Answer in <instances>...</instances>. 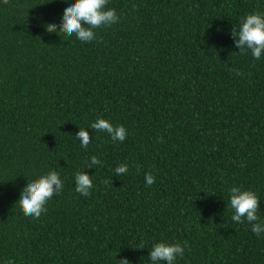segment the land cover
<instances>
[{
    "label": "trees",
    "instance_id": "16d2710c",
    "mask_svg": "<svg viewBox=\"0 0 264 264\" xmlns=\"http://www.w3.org/2000/svg\"><path fill=\"white\" fill-rule=\"evenodd\" d=\"M72 2L0 0V264H152L159 242L186 244L175 264H264V235L229 203L233 186L255 192L264 222V54L231 36L264 0H109L119 23L88 43L46 31ZM51 171L63 190L25 216L22 190Z\"/></svg>",
    "mask_w": 264,
    "mask_h": 264
},
{
    "label": "clouds",
    "instance_id": "9594fccd",
    "mask_svg": "<svg viewBox=\"0 0 264 264\" xmlns=\"http://www.w3.org/2000/svg\"><path fill=\"white\" fill-rule=\"evenodd\" d=\"M7 5L9 0H2ZM109 0H74L64 10L60 25L49 24L46 31L52 33H63L68 37L76 36L81 42L88 43L96 39L95 29L103 27H111L119 23L120 17L115 9L107 8ZM231 36L235 40V47L243 54L246 50H250L252 56L259 60L264 54V13H252L243 17L239 25V30L233 27ZM99 42V41H98ZM236 75L242 73L233 69ZM91 129L106 132L111 139L123 143L127 138V129L123 126H113L109 121L98 119L91 124ZM77 139L81 142L82 148H87L92 138L89 132L80 129L76 134ZM101 165V161L96 157L90 158L88 169L93 166ZM128 166L121 164L115 169L117 176L127 174ZM147 185L155 183V177L151 173L145 175ZM105 184L109 181L105 180ZM64 184L59 173L51 171L46 175L40 176L31 182H28L22 190L18 204L25 216L40 218L47 211L46 204L54 196L63 190ZM93 188L92 176L85 172H77L75 174V191L82 196H90V190ZM230 207L233 210L232 220L236 223L243 224L245 221L251 224V231L260 237L264 235V222L260 221L258 212L260 211V200L253 191L242 190L233 186L229 190ZM144 247L143 243L140 245ZM185 245L179 243L168 244L159 242L153 245L150 250L149 260L152 264H175L177 257L183 258ZM6 264H13L9 260ZM117 264H130L127 258L120 259Z\"/></svg>",
    "mask_w": 264,
    "mask_h": 264
}]
</instances>
